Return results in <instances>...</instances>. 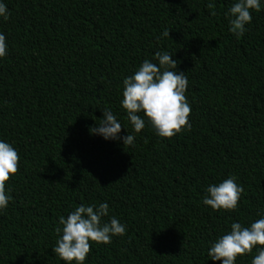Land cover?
I'll list each match as a JSON object with an SVG mask.
<instances>
[{"label": "trees", "instance_id": "16d2710c", "mask_svg": "<svg viewBox=\"0 0 264 264\" xmlns=\"http://www.w3.org/2000/svg\"><path fill=\"white\" fill-rule=\"evenodd\" d=\"M235 2L0 0L10 14L0 141L20 157L0 210V264H66L55 229L82 204L107 203L104 222L126 226L109 244L90 241L84 264H220L210 246L232 223L264 218V0L239 38L226 15ZM157 51L188 77L191 127L172 138L146 119L135 133L120 103L123 80L145 59L158 64ZM105 109L133 145L90 134ZM230 177L244 189L237 208L204 205L208 186Z\"/></svg>", "mask_w": 264, "mask_h": 264}, {"label": "clouds", "instance_id": "9594fccd", "mask_svg": "<svg viewBox=\"0 0 264 264\" xmlns=\"http://www.w3.org/2000/svg\"><path fill=\"white\" fill-rule=\"evenodd\" d=\"M207 7L214 9L216 5L208 3ZM252 10H261L260 0H237L229 8L226 14L229 17V31L237 38L246 32L245 26L252 20ZM9 16L6 5L0 3V17L7 21ZM169 33L166 29L163 36L169 38ZM5 55L6 37L0 33V58ZM154 59L158 64L145 59L134 75L123 80V99L120 103L135 133L145 128L146 119L159 137L172 138L185 127H191L188 122L191 107L185 96L188 77L177 70L179 62L168 52L157 51ZM139 113H143L144 118ZM99 121L89 129L90 134L102 136L105 140L122 139L124 146L133 145L134 135L119 136L122 128H125L110 109L103 111V118ZM19 160L14 147L0 141V210L7 208L12 200L10 195H6L5 185L18 172ZM243 191L236 178L230 177L218 185H209L203 204L213 210L233 211ZM108 215L109 205L100 203L82 204L69 213L66 219L60 216L59 226L55 229L59 239L52 252L66 264H84L91 250L90 241L106 245L112 237L126 233V226L116 217L104 222L103 218ZM257 246L258 254L251 264H264V218L257 219L250 226L232 223L231 230L219 237L207 254L214 262L235 264L238 257L251 253Z\"/></svg>", "mask_w": 264, "mask_h": 264}]
</instances>
